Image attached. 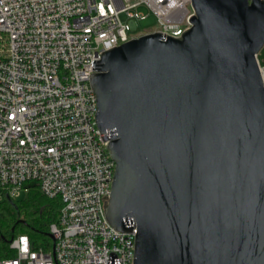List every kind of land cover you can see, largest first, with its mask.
Masks as SVG:
<instances>
[{
  "label": "water",
  "instance_id": "water-1",
  "mask_svg": "<svg viewBox=\"0 0 264 264\" xmlns=\"http://www.w3.org/2000/svg\"><path fill=\"white\" fill-rule=\"evenodd\" d=\"M191 6L180 38L141 34L91 61L115 161L105 217L135 223L133 264H264V0Z\"/></svg>",
  "mask_w": 264,
  "mask_h": 264
},
{
  "label": "built area",
  "instance_id": "built-area-1",
  "mask_svg": "<svg viewBox=\"0 0 264 264\" xmlns=\"http://www.w3.org/2000/svg\"><path fill=\"white\" fill-rule=\"evenodd\" d=\"M193 14L191 0H0V198L34 181L61 200L51 249L18 234L0 264H104L110 251L133 264L135 223L118 231L105 217L115 161L95 121L91 61L141 34L180 38ZM149 15L154 29L133 34Z\"/></svg>",
  "mask_w": 264,
  "mask_h": 264
},
{
  "label": "trees",
  "instance_id": "trees-1",
  "mask_svg": "<svg viewBox=\"0 0 264 264\" xmlns=\"http://www.w3.org/2000/svg\"><path fill=\"white\" fill-rule=\"evenodd\" d=\"M257 57H264V45ZM25 186L27 191L23 197L9 199L3 195L0 198V257L14 255L7 249V242L18 234L27 235L32 249L48 251L52 247L49 224L57 220L61 200L44 195L34 181L26 182Z\"/></svg>",
  "mask_w": 264,
  "mask_h": 264
},
{
  "label": "rangeland",
  "instance_id": "rangeland-1",
  "mask_svg": "<svg viewBox=\"0 0 264 264\" xmlns=\"http://www.w3.org/2000/svg\"><path fill=\"white\" fill-rule=\"evenodd\" d=\"M137 26H138V28L133 29L131 31L133 34H138L140 29H143L144 31L153 30L154 26H155V20H154L152 15H149L147 18L137 21ZM257 59H258L260 65H264V57H261V58L257 57ZM25 193L26 192L24 190H22L20 197H23L25 195Z\"/></svg>",
  "mask_w": 264,
  "mask_h": 264
}]
</instances>
